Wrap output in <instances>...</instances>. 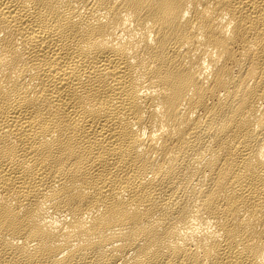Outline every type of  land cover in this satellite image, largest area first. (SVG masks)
<instances>
[{
    "label": "bare ground",
    "instance_id": "obj_1",
    "mask_svg": "<svg viewBox=\"0 0 264 264\" xmlns=\"http://www.w3.org/2000/svg\"><path fill=\"white\" fill-rule=\"evenodd\" d=\"M0 264H264V0H0Z\"/></svg>",
    "mask_w": 264,
    "mask_h": 264
}]
</instances>
